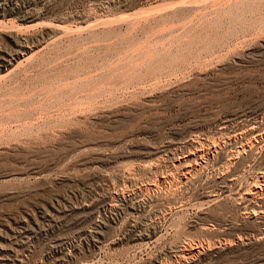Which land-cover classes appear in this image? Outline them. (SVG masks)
<instances>
[{
	"label": "rangeland",
	"instance_id": "rangeland-1",
	"mask_svg": "<svg viewBox=\"0 0 264 264\" xmlns=\"http://www.w3.org/2000/svg\"><path fill=\"white\" fill-rule=\"evenodd\" d=\"M263 169L264 0H0V264H264Z\"/></svg>",
	"mask_w": 264,
	"mask_h": 264
},
{
	"label": "bare ground",
	"instance_id": "bare-ground-1",
	"mask_svg": "<svg viewBox=\"0 0 264 264\" xmlns=\"http://www.w3.org/2000/svg\"><path fill=\"white\" fill-rule=\"evenodd\" d=\"M197 139H198V138H197ZM197 139H195V140H197ZM200 139H201V138H200ZM200 139H199V141H200ZM203 139H204V138H203ZM204 140H205V139H204ZM199 141H198V143H199ZM207 141H208V140H207ZM209 141H211V140H209ZM209 141H208V142H209ZM190 142H191V144H192V141H190ZM190 142H189V143H190ZM194 142H195V141H194ZM204 142L206 143V141H204ZM204 142H203V143H204ZM200 143H202V142H200ZM205 143H204V144H205ZM209 143H210V142H209ZM211 143H212V141H211ZM213 143H214V142H213ZM204 144H203V145H204ZM207 144H208V143H207ZM207 144H205L204 147H205ZM214 144H215V143H214ZM193 145H194V146H197V143H194ZM200 145H201V144H200ZM208 145H209V144H208ZM210 145H211V144H210ZM210 145H209V146H210ZM209 146H207V148H208ZM197 147H198V146H197ZM201 147H202V146H201ZM250 147H251V146H250ZM192 148H193V150H194V148L196 149V147H192ZM192 148H190V149L192 150ZM198 148H199V147H198ZM191 150H190V151H191ZM197 150H198V149H197ZM238 150H239V149H238ZM190 151H188V152L190 153ZM200 151H201V150H200ZM200 153H201V152H200ZM232 154H233V153H232ZM205 155H206V154H205ZM199 157H200V156H199ZM183 158H184V157H183ZM185 159H186V158H185ZM187 159H188V158H187ZM195 159H196V155L189 156V160H190V161H191V160H195ZM183 160H184V159H183ZM189 160H188V161H189ZM184 163H185V161H184ZM186 163L188 164V163H190V162H187V161H186ZM186 163H185V165H186ZM192 163H193V161H192ZM173 164H174V162H173ZM178 164L180 165L181 163L179 162ZM193 164H194V163H193ZM195 164H196V163H195ZM195 164H194V165H195ZM182 165H183V164H182ZM196 165H197V164H196ZM175 166H176V165H175ZM141 167H143V165H142ZM145 167H146V166H145ZM149 167H150V166H149ZM179 167H182V166H179ZM179 167H177V168H179ZM193 167H194V166H193ZM143 169H144V168H143ZM143 169H142V170H143ZM148 169H149V168H148ZM182 169L185 170L184 172H187V171H191V170H193L192 166H183ZM194 169H195V168H194ZM144 170L146 171V169H144ZM178 171H180V170H178ZM184 172H183V173H184ZM189 173H190V172H189ZM193 173H194V170H193ZM195 174H196V173H195ZM183 175H185V174H183ZM191 175H192V173H191ZM193 175H194V174H193ZM255 175H256V174H255ZM255 175H254V176H255ZM189 176H190V175H189ZM190 177H191V176H190ZM190 177H189V179H190ZM256 177H257V176H255V179H256ZM259 177H260V179H259L258 181L261 180L262 182H264V169L262 170L261 175H259ZM185 178H186V177H185ZM257 179H258V177H257ZM178 180H179V179H178ZM129 181H130V180H129ZM131 181H132V180H131ZM149 181H150V180H149ZM179 181H180V180H179ZM254 181H255V180L253 179L252 182H254ZM256 181H257V180H256ZM252 182H251V183H252ZM180 183H182V179H181V182H180ZM184 183L186 184V181H184L183 184H184ZM256 184H257V183H256ZM146 186H147V185H146ZM250 186H251V185H250ZM148 187H150V186H148ZM182 187H183V186H182ZM255 188H256V187H255ZM251 191H252V189H251ZM144 193H145V192H144ZM252 193H253V192H252ZM254 193H256L255 190H254ZM254 193H253V194H254ZM252 196H255V194L252 195ZM251 198H252V197H251ZM251 198H250V200H251ZM247 200H249V199H247ZM112 201H113V200H112ZM113 202H114V201H113ZM116 202H117V201H116ZM111 204H112V203H111ZM115 204H116V203H115ZM263 205H264V204H263ZM113 206H115V205H113ZM263 208H264V207H263Z\"/></svg>",
	"mask_w": 264,
	"mask_h": 264
}]
</instances>
